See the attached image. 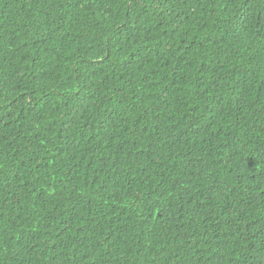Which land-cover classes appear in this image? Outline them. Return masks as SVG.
Here are the masks:
<instances>
[{
	"label": "trees",
	"instance_id": "trees-1",
	"mask_svg": "<svg viewBox=\"0 0 264 264\" xmlns=\"http://www.w3.org/2000/svg\"><path fill=\"white\" fill-rule=\"evenodd\" d=\"M0 264H264V0H0Z\"/></svg>",
	"mask_w": 264,
	"mask_h": 264
}]
</instances>
